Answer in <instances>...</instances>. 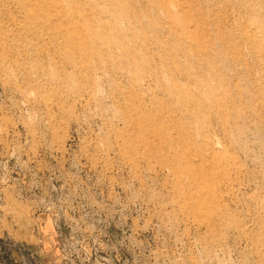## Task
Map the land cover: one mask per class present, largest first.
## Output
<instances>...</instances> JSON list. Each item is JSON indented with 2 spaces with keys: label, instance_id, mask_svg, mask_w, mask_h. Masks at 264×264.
Listing matches in <instances>:
<instances>
[{
  "label": "rangeland",
  "instance_id": "obj_1",
  "mask_svg": "<svg viewBox=\"0 0 264 264\" xmlns=\"http://www.w3.org/2000/svg\"><path fill=\"white\" fill-rule=\"evenodd\" d=\"M0 264H264V0H0Z\"/></svg>",
  "mask_w": 264,
  "mask_h": 264
},
{
  "label": "crops",
  "instance_id": "obj_2",
  "mask_svg": "<svg viewBox=\"0 0 264 264\" xmlns=\"http://www.w3.org/2000/svg\"><path fill=\"white\" fill-rule=\"evenodd\" d=\"M48 240V242H49V239H47ZM46 242V241H45ZM46 244V243H45ZM41 247H42V253H43V255L45 256V257H49L50 255H51V253H52V250L51 249H49V244H46V245H41ZM51 261H49V263H50Z\"/></svg>",
  "mask_w": 264,
  "mask_h": 264
}]
</instances>
